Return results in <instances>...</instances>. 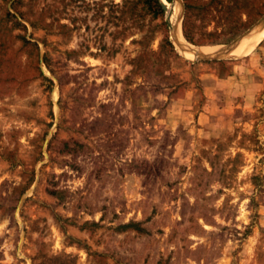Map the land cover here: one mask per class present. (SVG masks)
Masks as SVG:
<instances>
[{"label":"rangeland","instance_id":"rangeland-1","mask_svg":"<svg viewBox=\"0 0 264 264\" xmlns=\"http://www.w3.org/2000/svg\"><path fill=\"white\" fill-rule=\"evenodd\" d=\"M160 1L0 0V264H264V0Z\"/></svg>","mask_w":264,"mask_h":264},{"label":"trees","instance_id":"trees-1","mask_svg":"<svg viewBox=\"0 0 264 264\" xmlns=\"http://www.w3.org/2000/svg\"><path fill=\"white\" fill-rule=\"evenodd\" d=\"M170 2L171 0H166ZM184 1V19L182 23V33L184 38L192 43L201 46H215L220 44H226L232 41L236 35L238 29L235 27L229 28L228 32L222 33H210L207 34L206 41H195L194 40V32L192 31L191 24L193 25L194 20L204 21L208 16L210 17V21H214L217 26H221L223 24H229L232 21V18L243 9L247 5L246 0H208L205 2H200L199 0L194 1ZM138 3H141L142 10L147 11L152 15L153 18H157L158 16L163 14V6L160 0H138ZM136 5V4H135ZM119 15L117 16V21L122 22L125 21L127 10L125 11V3L123 6L115 5ZM130 13L132 11H129ZM9 18L15 19L14 15L7 13ZM235 18V17H234ZM234 22V21H233ZM216 26V27H217ZM228 33V35H225ZM228 36V37H225ZM225 37V38H224ZM171 49L173 48L170 45Z\"/></svg>","mask_w":264,"mask_h":264},{"label":"bare ground","instance_id":"bare-ground-1","mask_svg":"<svg viewBox=\"0 0 264 264\" xmlns=\"http://www.w3.org/2000/svg\"><path fill=\"white\" fill-rule=\"evenodd\" d=\"M178 37L177 39L175 38L176 39L175 41H177L176 43L179 45L180 38ZM263 38H264V24L261 25L260 27H257L256 30L253 33H251L247 38H245L239 46H233V45L219 46L206 51L199 49L192 51L191 54L194 55L195 57H204V56H216V57L227 56L233 58L239 57L241 55L246 54L250 50L253 51L256 45L260 43L263 40Z\"/></svg>","mask_w":264,"mask_h":264},{"label":"water","instance_id":"water-1","mask_svg":"<svg viewBox=\"0 0 264 264\" xmlns=\"http://www.w3.org/2000/svg\"><path fill=\"white\" fill-rule=\"evenodd\" d=\"M162 6H163V9H166L165 5L161 2ZM264 24V15L259 19V21L255 24L254 28L252 29H256L257 27H260L261 25ZM248 33V32H247ZM243 38L239 39V40H236L235 42L229 44V45H232V44H235L236 42H239L240 40H242ZM228 46V45H227ZM201 60V59H200ZM203 60V59H202Z\"/></svg>","mask_w":264,"mask_h":264}]
</instances>
